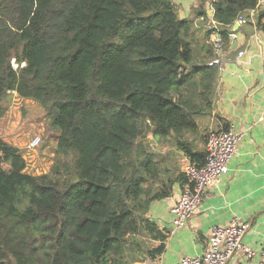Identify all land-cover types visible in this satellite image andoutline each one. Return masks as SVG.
<instances>
[{
	"label": "trees",
	"instance_id": "1",
	"mask_svg": "<svg viewBox=\"0 0 264 264\" xmlns=\"http://www.w3.org/2000/svg\"><path fill=\"white\" fill-rule=\"evenodd\" d=\"M261 2L214 0L224 42ZM193 23L171 0H0V102H38L59 131L44 175L0 139V264H134L163 252L150 211L186 179L148 135L173 136L204 165L182 137L211 107L218 75L194 66ZM146 238L162 245L147 251Z\"/></svg>",
	"mask_w": 264,
	"mask_h": 264
},
{
	"label": "crops",
	"instance_id": "2",
	"mask_svg": "<svg viewBox=\"0 0 264 264\" xmlns=\"http://www.w3.org/2000/svg\"><path fill=\"white\" fill-rule=\"evenodd\" d=\"M171 1L180 19L194 21L190 37L194 66L207 65L218 71L211 107L196 118L197 131L185 133L182 139L194 151L205 152L208 134L213 130L227 129L232 125L236 131L244 133V137L229 163L228 174L209 188L197 213L185 227L173 228L171 210L187 182L176 184L172 197L153 204L150 216L166 236L164 250L160 254L146 252L134 264L148 260L156 264H175L183 258L196 257L208 248L214 226H227L233 221L250 224L243 244L254 254L249 256L239 252L231 264H258L264 251V21H260L259 15L264 7L262 10L259 7L256 15H245L246 24L235 23L221 53L214 56L208 26L215 16L214 0ZM201 17L205 21H200ZM240 53L244 54L240 56ZM216 58L221 65L210 66L209 63ZM8 118L7 112L0 117V139L21 149L35 130H26L17 137L15 129H10V120L4 127ZM148 139L152 150L166 158L169 169L175 175H183L187 181L186 169L193 163L178 149L176 139L152 134ZM145 240L147 251L162 245L160 240Z\"/></svg>",
	"mask_w": 264,
	"mask_h": 264
},
{
	"label": "built area",
	"instance_id": "3",
	"mask_svg": "<svg viewBox=\"0 0 264 264\" xmlns=\"http://www.w3.org/2000/svg\"><path fill=\"white\" fill-rule=\"evenodd\" d=\"M258 9L248 12L249 15H256ZM200 21H205L204 17ZM247 20L241 14L235 23L246 24ZM211 31L210 41L217 55L223 49L224 41L221 35L220 24L211 19L208 23ZM244 53H240L242 56ZM16 61H12L15 69H18ZM210 66H220L221 61L216 58ZM24 65H22L23 67ZM264 70V62H263ZM15 94V93H14ZM244 137V133L236 131L231 125L227 129L213 130L208 134L206 144V157L204 165L190 164L186 169L187 183L184 185L178 201L173 206L171 213L173 216V228L181 229L187 225L189 220L197 213L202 201L210 187L217 185L220 179L228 174L229 163L237 152L238 146ZM42 139L34 138L30 149L40 146ZM250 229L249 223L233 221L227 226H214L209 238L208 248L196 257L183 258L175 264H231L235 254L239 252L252 256L254 252L243 244V238ZM141 264H156L151 260ZM258 264H264V251L261 253V260Z\"/></svg>",
	"mask_w": 264,
	"mask_h": 264
},
{
	"label": "rangeland",
	"instance_id": "4",
	"mask_svg": "<svg viewBox=\"0 0 264 264\" xmlns=\"http://www.w3.org/2000/svg\"><path fill=\"white\" fill-rule=\"evenodd\" d=\"M261 7H264L263 2L260 6L262 10ZM0 107L9 113V118L4 121V127L8 125L10 120V129H15L17 137L26 130H35L27 145L21 148L27 162V172L32 175L50 173L57 157L59 131L53 128L46 118L44 108L38 102L22 100L16 94H10L4 98L0 102ZM36 137L42 139L41 144L34 150L30 149L29 145Z\"/></svg>",
	"mask_w": 264,
	"mask_h": 264
},
{
	"label": "water",
	"instance_id": "5",
	"mask_svg": "<svg viewBox=\"0 0 264 264\" xmlns=\"http://www.w3.org/2000/svg\"><path fill=\"white\" fill-rule=\"evenodd\" d=\"M262 2L264 3V0H262ZM236 24H238V23H236Z\"/></svg>",
	"mask_w": 264,
	"mask_h": 264
}]
</instances>
